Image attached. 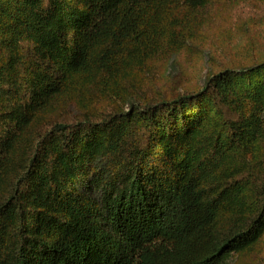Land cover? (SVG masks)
Here are the masks:
<instances>
[{"label":"trees","instance_id":"1","mask_svg":"<svg viewBox=\"0 0 264 264\" xmlns=\"http://www.w3.org/2000/svg\"><path fill=\"white\" fill-rule=\"evenodd\" d=\"M214 1L0 0V264H229L260 243L264 58L169 97L130 69Z\"/></svg>","mask_w":264,"mask_h":264},{"label":"rangeland","instance_id":"2","mask_svg":"<svg viewBox=\"0 0 264 264\" xmlns=\"http://www.w3.org/2000/svg\"><path fill=\"white\" fill-rule=\"evenodd\" d=\"M263 58L264 0H215L205 10L197 32L181 48L150 61L154 65L148 76L139 68L130 69L148 97H169L200 89L220 70ZM111 99L103 97L101 104ZM229 264H264V235L252 252L233 256Z\"/></svg>","mask_w":264,"mask_h":264}]
</instances>
